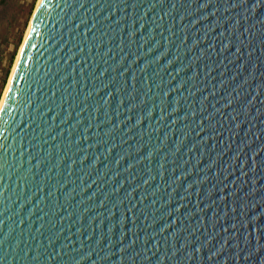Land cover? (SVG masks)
<instances>
[{"label": "water", "instance_id": "water-1", "mask_svg": "<svg viewBox=\"0 0 264 264\" xmlns=\"http://www.w3.org/2000/svg\"><path fill=\"white\" fill-rule=\"evenodd\" d=\"M252 2L37 0L0 105V264H264L258 232L212 261L182 247L226 236L237 185L264 212Z\"/></svg>", "mask_w": 264, "mask_h": 264}, {"label": "snow or ice", "instance_id": "snow-or-ice-1", "mask_svg": "<svg viewBox=\"0 0 264 264\" xmlns=\"http://www.w3.org/2000/svg\"><path fill=\"white\" fill-rule=\"evenodd\" d=\"M211 0H208V3H210ZM208 3L205 4H201L200 7L201 8H206L208 7ZM245 3H247V0H238V3L235 4H231L229 5V9L230 8H239L242 5H244ZM46 5L44 4V0H41V4L40 7H45ZM70 7V5H69ZM81 7H83V5H81ZM92 7H95V5H92ZM173 7H175V5H173ZM256 9H261L264 10V0H254V2L252 3H248V6L246 8V11L249 13V16L252 15ZM35 15V13H34ZM239 15V14H237ZM249 16H244L242 17V19L247 20L249 19ZM161 19H163V17H160ZM237 23H239V20H237ZM79 25H74V27H78ZM242 27V25H241ZM251 27H254V25H252ZM245 32H248V29L244 30ZM244 33L242 32L241 35H243ZM252 33L249 32V36H251ZM223 43V42H222ZM209 47H211V45H209ZM226 47V46H225ZM237 51H239V49H237ZM249 55H251V53H248ZM9 93L11 92V89L8 90ZM251 103V101H249ZM230 103V101H229ZM233 120H235V117H232ZM254 159V158H253ZM239 169H240V176H244L246 175V173L243 171V165L242 163L238 165ZM228 175H232L231 172L228 173ZM237 179H239V177H236ZM145 183H147V181H145ZM231 183L235 184V181L233 180ZM242 183H246V181H243ZM241 191V186L237 185L235 187L232 188V190L227 194L228 196L233 197V203H234V207H232L230 209V211L233 213V216L231 217L232 220L236 221L235 223H232L231 225L228 226H224L221 225V232L225 233L226 236H220L219 233H216V235H207L206 239L203 243L200 244H188L186 246H182L185 248H190V251H186V255L187 258L189 260L195 259V255H198L201 251V248H207L208 244L211 243L212 244V248L208 249V252L211 253V255H205V259L208 261H212V256L216 255L217 258H219V254H222L225 251V247L227 246L228 248H239L240 252H243L245 249L240 247V237L241 235H243L245 237L244 240V244L247 247L248 245H250L251 241L247 239V237L251 236L254 232H258L260 237H264V212H261L259 216H251L248 215L244 209H245V205L243 203H241L242 197H240L238 194ZM256 189L255 188H250L249 191L247 193H245V195L248 196H254ZM262 199H264V194H262ZM213 203H215V200H213ZM225 209L228 208V204L225 203L223 206ZM214 215H216V213H214ZM224 216H227L228 213L227 211H225L223 213ZM247 216V219H245V217ZM217 219H219V216L217 217ZM237 224H239V227L237 226ZM229 228H231V232L229 231ZM213 231H215V228L213 229ZM217 236H219V240H217ZM196 240H199L198 237H196ZM213 241L216 242V244H219V248H216V246H214V244L212 243ZM231 242V243H230ZM69 243H73V241L69 240ZM132 243H135V240L132 241ZM130 246V245H129ZM264 247V246H262ZM216 248V252H212V249ZM56 250L53 249V252H55ZM175 251H180L179 249H175ZM257 251H259V249H257ZM57 255H61V253H56ZM66 254V253H64ZM251 253L249 252L248 255H250ZM136 255H139V253H136ZM153 255H155V253H153ZM236 255H239V253H236ZM248 255L243 256L242 258L247 261L248 260ZM52 258V257H49ZM147 258V257H146ZM131 259V258H130Z\"/></svg>", "mask_w": 264, "mask_h": 264}, {"label": "rangeland", "instance_id": "rangeland-1", "mask_svg": "<svg viewBox=\"0 0 264 264\" xmlns=\"http://www.w3.org/2000/svg\"><path fill=\"white\" fill-rule=\"evenodd\" d=\"M37 0H0V100Z\"/></svg>", "mask_w": 264, "mask_h": 264}, {"label": "bare ground", "instance_id": "bare-ground-1", "mask_svg": "<svg viewBox=\"0 0 264 264\" xmlns=\"http://www.w3.org/2000/svg\"><path fill=\"white\" fill-rule=\"evenodd\" d=\"M36 4H37V3H36ZM35 12H36V6H35V8H34V11H33L32 16H31V18H30V21H29V24H28L27 30H26L25 35H24V38H25L26 33H27L28 29H29V26H30V24H31V22H32V19H33V17H34V13H35ZM24 38H23V41H24ZM23 41H22V43H21V45H20V48H19V51H18L17 56H16V58H15V61H16L18 55H19V52H20V50H21V47H22ZM14 63H15V62H14ZM13 65H14V64H13ZM11 72H12V71H11ZM11 72H10V73H11ZM10 78H11V74H10L9 79H8V82H7V84H6L5 88H4L3 95H2L1 100H0V105H1V102H2V99H3V96H4V93H5V91H6V88H7L8 84H9Z\"/></svg>", "mask_w": 264, "mask_h": 264}]
</instances>
